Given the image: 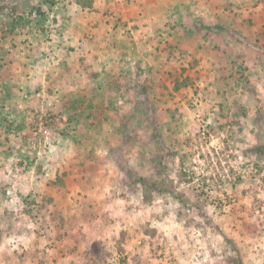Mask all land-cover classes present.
I'll list each match as a JSON object with an SVG mask.
<instances>
[{"label":"rangeland","instance_id":"rangeland-1","mask_svg":"<svg viewBox=\"0 0 264 264\" xmlns=\"http://www.w3.org/2000/svg\"><path fill=\"white\" fill-rule=\"evenodd\" d=\"M257 144L264 0H0V264H264Z\"/></svg>","mask_w":264,"mask_h":264},{"label":"trees","instance_id":"trees-1","mask_svg":"<svg viewBox=\"0 0 264 264\" xmlns=\"http://www.w3.org/2000/svg\"><path fill=\"white\" fill-rule=\"evenodd\" d=\"M254 152L257 157H261L264 154V145L263 144H257L256 147L254 148ZM147 198V197H144ZM232 264H243L242 258L239 257L237 260L232 259Z\"/></svg>","mask_w":264,"mask_h":264}]
</instances>
